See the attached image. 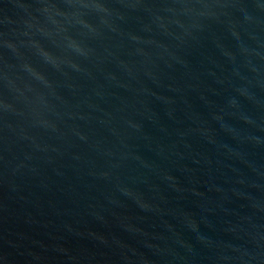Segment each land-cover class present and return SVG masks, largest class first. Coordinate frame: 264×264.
Returning <instances> with one entry per match:
<instances>
[{
  "label": "water",
  "instance_id": "obj_1",
  "mask_svg": "<svg viewBox=\"0 0 264 264\" xmlns=\"http://www.w3.org/2000/svg\"><path fill=\"white\" fill-rule=\"evenodd\" d=\"M0 264H264V0H0Z\"/></svg>",
  "mask_w": 264,
  "mask_h": 264
}]
</instances>
